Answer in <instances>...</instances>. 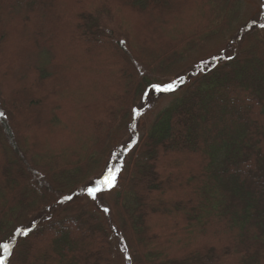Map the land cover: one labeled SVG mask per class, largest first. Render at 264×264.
Returning <instances> with one entry per match:
<instances>
[{
  "label": "trees",
  "instance_id": "trees-1",
  "mask_svg": "<svg viewBox=\"0 0 264 264\" xmlns=\"http://www.w3.org/2000/svg\"><path fill=\"white\" fill-rule=\"evenodd\" d=\"M242 6L0 0L5 264H117L102 217L73 212L70 193L146 85L225 36ZM250 29L234 59L202 62L130 148L111 207L131 264H264V28ZM166 214L174 233L149 229Z\"/></svg>",
  "mask_w": 264,
  "mask_h": 264
},
{
  "label": "rangeland",
  "instance_id": "rangeland-1",
  "mask_svg": "<svg viewBox=\"0 0 264 264\" xmlns=\"http://www.w3.org/2000/svg\"><path fill=\"white\" fill-rule=\"evenodd\" d=\"M240 15V19L225 36L213 38L204 42L201 46L196 48V50L189 53L183 60L175 63L169 70L156 77L154 83L173 80L180 83V78H183V83L180 84V87L174 94L149 91L145 98L143 97L139 101H136L133 109H136L139 114L135 115L132 109L130 114L119 123L118 127L112 134L106 150L98 156L97 161L89 171L88 175L77 185V188L75 189V191H77L70 193H74V199L67 204L71 206L73 212H76L79 209L91 210L99 213L102 217V220L109 229L112 238L117 264H131V262L130 253L124 247L123 242L116 232L119 221L111 207L116 187L110 191L98 193L95 200L88 196L87 187L94 186V179L100 176L102 172L106 171L108 167L113 165L115 167L123 166L122 172L117 178L118 182V179L125 173V165L128 159L127 154L130 148L133 147L134 141L150 127L158 112L166 107L175 96L180 94L185 85L190 82L193 75H196L200 71V68L202 67L201 63H207L210 61L209 59H213L221 54L227 55L238 45L240 47L244 46L247 41L246 33L249 32V30H245L246 25H249L251 27L250 30H253L260 27L261 24H264V0H243ZM176 36L177 35L173 37ZM82 54L84 53H79L78 56H82ZM60 56H62L61 53ZM61 58H63V56ZM79 63L81 65L92 64L89 60L81 61ZM79 63H77L76 66L79 65ZM99 65L104 66L106 63L103 62ZM105 207L109 209L108 212L103 210ZM36 213L35 217L43 212L39 210ZM174 217L175 216L166 214L163 219L161 218L163 221L158 222L153 219L150 223L149 229L158 230L163 233V235H166L169 231L174 233V230L176 229L175 224L171 222ZM30 219H32V217ZM165 232L167 233L165 234ZM211 234L213 233H209V235ZM6 254L7 253H4L3 250L0 249V256H6Z\"/></svg>",
  "mask_w": 264,
  "mask_h": 264
},
{
  "label": "snow or ice",
  "instance_id": "snow-or-ice-1",
  "mask_svg": "<svg viewBox=\"0 0 264 264\" xmlns=\"http://www.w3.org/2000/svg\"><path fill=\"white\" fill-rule=\"evenodd\" d=\"M261 28H264V24L260 25ZM123 43V42H122ZM235 57L232 55H223V56H217L214 57V60L220 61V60H232ZM183 83V78H180V83L177 81H168V82H158V83H151L149 85H146L145 91L143 93V96H147L149 91H153L156 93H172L174 94L178 88L180 87V84ZM133 113L135 115H138V111L136 109H133ZM4 113L0 112V116H3ZM123 166L115 167L114 165L111 167H108L106 171L102 172L100 176L96 177L94 179V186L87 187V194L90 196L93 200L97 198V194L104 191H110L113 188L116 187L117 184V178L122 172ZM72 196H65L64 200H71ZM105 212H108V208L103 209ZM32 231L31 227H26L24 229H17V232H19L22 236H27L29 232ZM0 249L3 250L4 253H8V255H11V247L8 243L0 244ZM7 257L0 256V264H5V260Z\"/></svg>",
  "mask_w": 264,
  "mask_h": 264
}]
</instances>
